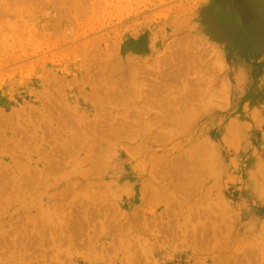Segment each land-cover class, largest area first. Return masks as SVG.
<instances>
[{"label":"rangeland","instance_id":"374dc122","mask_svg":"<svg viewBox=\"0 0 264 264\" xmlns=\"http://www.w3.org/2000/svg\"><path fill=\"white\" fill-rule=\"evenodd\" d=\"M0 264H264V0H0Z\"/></svg>","mask_w":264,"mask_h":264}]
</instances>
